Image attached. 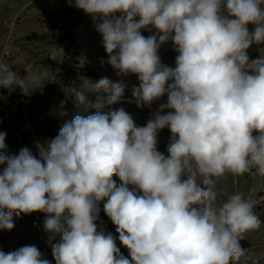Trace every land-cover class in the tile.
I'll return each mask as SVG.
<instances>
[{
  "label": "clouds",
  "instance_id": "9594fccd",
  "mask_svg": "<svg viewBox=\"0 0 264 264\" xmlns=\"http://www.w3.org/2000/svg\"><path fill=\"white\" fill-rule=\"evenodd\" d=\"M68 2L92 17L117 76L139 82L126 98L122 78L86 80V88H71L75 103L87 110V93L101 91L107 105L151 108L164 96L167 102L144 126L123 106L103 112L97 104L96 112L76 114L37 145L38 156L26 146L10 153L0 131V230H13L21 214L44 213L55 264L239 261L244 234L261 226L256 202L241 193L222 200L217 184L253 168L264 176V49L255 59L247 51L264 44V0ZM170 39L175 67L159 55ZM62 53L57 46L49 58ZM23 71L0 58V89L26 97L43 89L46 72L32 63ZM165 128L167 155L158 150ZM101 201L118 237L97 223ZM0 264L51 262L36 245H24L0 250Z\"/></svg>",
  "mask_w": 264,
  "mask_h": 264
},
{
  "label": "rangeland",
  "instance_id": "374dc122",
  "mask_svg": "<svg viewBox=\"0 0 264 264\" xmlns=\"http://www.w3.org/2000/svg\"><path fill=\"white\" fill-rule=\"evenodd\" d=\"M253 27L249 25L250 30ZM153 32L155 29L152 32L145 30L142 34L148 36ZM57 46L63 49L64 53L54 61L49 55L51 49ZM262 49L264 44H253L247 50L249 57L257 58ZM159 55L163 64L175 67L178 53L174 50L171 39L160 47ZM0 58L12 66L14 71L20 69L21 76L26 75L23 70L28 63L37 65L41 73H47L43 77L45 86L42 90H37L28 97L19 89L16 91L30 101L38 117L48 120L55 129H60L78 113L93 114L98 110L95 107L97 104L104 105L99 109L103 112L123 106L132 114L137 125L144 126L152 111L158 108L160 103L167 102V96H164L151 108L139 109L134 104L107 105V94L101 91L87 93L90 101L87 110L83 108L85 106L75 103L71 97V88L79 85L86 88V80L94 83L104 77L112 81L122 78L129 85L125 92L126 98H131V87L138 86L139 82L135 75L117 76L107 63L108 56L102 46V37L95 30L92 17L70 5L68 0H14L2 5ZM170 135V131L165 128L158 137V150L166 155ZM113 179L117 184L121 183L118 176H113ZM217 189L223 192L220 196L222 200H226L227 195L233 193H241L246 199L253 197L262 200L257 213L261 226L244 234L240 244L246 250V255L232 264H264V176L259 175L255 168L243 175L227 174L219 179ZM44 219L42 212L21 214L19 218H14L13 230H0V242L6 252L24 245H36L51 264H55L51 247L47 244L48 234L43 230ZM109 222L110 232L118 237L110 219ZM117 241L119 242L118 238ZM119 248L125 257H129L124 246L119 245Z\"/></svg>",
  "mask_w": 264,
  "mask_h": 264
},
{
  "label": "built area",
  "instance_id": "2783aa9c",
  "mask_svg": "<svg viewBox=\"0 0 264 264\" xmlns=\"http://www.w3.org/2000/svg\"><path fill=\"white\" fill-rule=\"evenodd\" d=\"M12 1L14 0H0V7ZM0 94L5 98L0 100V131L7 133L6 144L9 152L18 153L22 147L26 146L38 156L37 145L56 137L60 129H55L48 120L38 117L30 101L23 98L17 91L9 95L6 89H0ZM251 199L256 202L254 211L257 214L262 200L253 197ZM104 202H100V217L97 223L106 232H110L111 223L110 218L103 211ZM116 243L117 247L121 245L117 240Z\"/></svg>",
  "mask_w": 264,
  "mask_h": 264
},
{
  "label": "flooded vegetation",
  "instance_id": "af4514ba",
  "mask_svg": "<svg viewBox=\"0 0 264 264\" xmlns=\"http://www.w3.org/2000/svg\"><path fill=\"white\" fill-rule=\"evenodd\" d=\"M0 250H3L4 252H6L4 246L1 244V242H0ZM6 253H7V252H6Z\"/></svg>",
  "mask_w": 264,
  "mask_h": 264
},
{
  "label": "trees",
  "instance_id": "16d2710c",
  "mask_svg": "<svg viewBox=\"0 0 264 264\" xmlns=\"http://www.w3.org/2000/svg\"><path fill=\"white\" fill-rule=\"evenodd\" d=\"M88 72H90V71H88Z\"/></svg>",
  "mask_w": 264,
  "mask_h": 264
},
{
  "label": "crops",
  "instance_id": "0c3cea01",
  "mask_svg": "<svg viewBox=\"0 0 264 264\" xmlns=\"http://www.w3.org/2000/svg\"><path fill=\"white\" fill-rule=\"evenodd\" d=\"M5 9V8H4Z\"/></svg>",
  "mask_w": 264,
  "mask_h": 264
}]
</instances>
